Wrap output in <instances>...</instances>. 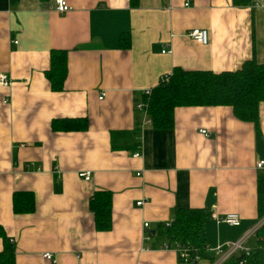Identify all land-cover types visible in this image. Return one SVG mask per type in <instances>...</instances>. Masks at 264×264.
Instances as JSON below:
<instances>
[{"label":"crops","instance_id":"1","mask_svg":"<svg viewBox=\"0 0 264 264\" xmlns=\"http://www.w3.org/2000/svg\"><path fill=\"white\" fill-rule=\"evenodd\" d=\"M66 2L58 12L53 0H0V71L11 79L0 85V250L10 245L14 264H183L172 249L153 247L155 238L140 250L141 224L154 233L175 207L206 209L210 245L239 238L257 220L264 100L257 130L224 104L177 105L171 127L140 126L134 103L174 66L219 72L264 62V5H256L264 0ZM195 26L207 29L206 43L186 34ZM51 48L66 50L61 89L45 75ZM63 117L85 125L53 129L51 119ZM133 128L124 142L114 132L111 146V130ZM83 169L89 179L76 174ZM96 189L110 195L107 230L94 227ZM15 190L32 191V212H12ZM227 212L240 216L238 226L215 222Z\"/></svg>","mask_w":264,"mask_h":264},{"label":"trees","instance_id":"2","mask_svg":"<svg viewBox=\"0 0 264 264\" xmlns=\"http://www.w3.org/2000/svg\"><path fill=\"white\" fill-rule=\"evenodd\" d=\"M249 0H233L235 3H247ZM134 4V0H130ZM122 39V38H121ZM127 42V38H126ZM127 44V43H126ZM66 50L51 48L49 66L45 75L52 89H61L65 76ZM264 100V62L254 58L245 59L241 65L232 70L214 72L206 69H184L174 66L171 75L164 83L156 84L147 99V112L150 124L155 128H169L173 122V108L177 105H217L231 106L235 117L248 120L258 129V104ZM53 129L81 128L85 119L81 117L53 118L50 121ZM132 131L111 130L110 143L122 140L135 133ZM118 133L117 139L112 136ZM134 143L137 141L134 138ZM256 218L264 215V171L256 177ZM93 215L94 227L107 230L110 227V195L105 189H96L89 201ZM11 209L15 214L30 213L34 209L31 190H15L11 197ZM206 209L186 207L173 209L168 226L161 223L150 233L156 241L152 246L165 241H175L180 245L191 247L200 259L208 263L213 259L204 249L207 243L204 231ZM253 245L249 255H234L221 264H264V221L255 229ZM241 261V262H240ZM0 264H14V251L8 244L0 250Z\"/></svg>","mask_w":264,"mask_h":264},{"label":"built area","instance_id":"3","mask_svg":"<svg viewBox=\"0 0 264 264\" xmlns=\"http://www.w3.org/2000/svg\"><path fill=\"white\" fill-rule=\"evenodd\" d=\"M186 4V3H183ZM256 5H260L263 6L264 4H257ZM53 8L58 11V12H64L67 9L70 8V5L66 2V0H53ZM186 34L191 37L192 39L196 40L197 42L204 44L207 42L208 39V32L207 29L205 27H192L190 29L187 30ZM14 42L16 41L15 39L13 40ZM161 51H166L169 52L170 48L169 47H165L162 48ZM171 75V71L167 72V73H163L159 76V79L157 81L158 83H164L168 80V78ZM11 84V79L10 77L7 75V73L0 71V85L9 87ZM154 86H147L144 87L142 89V94H143V98L141 100L135 101L134 103V109L137 110L139 112V121H140V126H143L145 123H150V117L148 115L147 112V99L148 96L150 95L152 88ZM104 92L100 91L98 94V98H101L103 96ZM8 100V97L3 98V102H6ZM199 132L203 133L204 135H208V132L205 128H200ZM139 149H134L132 152L133 156H137L139 155ZM255 166L257 168H261L264 167V159H258L255 162ZM53 170L54 171H59V168L57 167V165L53 166ZM78 176L82 177L83 179H89L90 178V171L89 170H79L76 173ZM142 204V201H137L135 202V205H140ZM214 220L216 223H224L227 226H238L240 224V216L235 213V212H227L224 214H220V215H214ZM264 221V215L260 218H258L254 225L247 230L245 233H243L239 238L234 239V240H228V241H224V242H216L213 245L210 244H206L204 246V249L206 251H208L211 256L213 257V259L207 263V264H221L222 262H224L225 260H227L228 258H230L231 256L234 255H239V254H243V255H249L250 250H251V246L247 244V240L253 236L255 229ZM170 220L165 221L164 225L168 226L169 225ZM148 226L147 222H143L141 224V228L143 230V233L141 234V246H140V250H146L148 249V247H146V243L148 241H150L151 239V235L150 233L147 232L146 228ZM157 248L159 250H169L172 249L175 253L176 256L178 257L179 261L183 264L186 263H195L197 261L200 260V257L198 254L196 253H190L189 251H191V247H189L188 245H180L175 241H165L162 242L161 244L157 245ZM41 258L45 261H49V262H54L55 258L54 255L50 252H43L41 254ZM241 262V261H240Z\"/></svg>","mask_w":264,"mask_h":264},{"label":"bare ground","instance_id":"4","mask_svg":"<svg viewBox=\"0 0 264 264\" xmlns=\"http://www.w3.org/2000/svg\"><path fill=\"white\" fill-rule=\"evenodd\" d=\"M149 233V232H148ZM152 238V237H151ZM151 240V239H150ZM149 242V241H148ZM147 247V246H146ZM156 248V247H155ZM148 249H150V247H148ZM191 263H193V262H191ZM196 263V262H195Z\"/></svg>","mask_w":264,"mask_h":264}]
</instances>
